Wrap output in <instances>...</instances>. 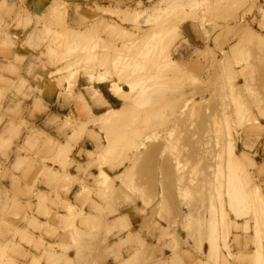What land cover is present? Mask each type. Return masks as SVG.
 Wrapping results in <instances>:
<instances>
[{"label": "rangeland", "instance_id": "rangeland-1", "mask_svg": "<svg viewBox=\"0 0 264 264\" xmlns=\"http://www.w3.org/2000/svg\"><path fill=\"white\" fill-rule=\"evenodd\" d=\"M31 19L24 46L46 74L40 84L76 97L82 79L85 92L93 88L91 97L104 104L95 92L103 85L99 93L116 97L114 82L124 97L115 100L118 113L89 122L95 132L72 121L78 133L70 142L85 135L95 143L94 152H86L85 174L97 170V187L83 191L84 203L61 224L73 233L71 246L47 243L58 238L57 230L35 240L8 226L10 239L0 236V264L28 260L29 252L14 247L18 239L40 253L30 264L47 252L50 264H97V251H85V228L108 230L107 219L122 207L144 217L139 228L161 231L158 246L171 239L162 231L179 228L199 245L203 238L212 249L216 243L205 264H258V243L264 246V0L58 1ZM68 28L82 34L66 41ZM66 148L53 160L62 169L53 178L64 183L61 175L72 166ZM33 190L26 195L37 197ZM231 221L242 223V253L233 251L240 237ZM116 223L129 227L126 217ZM157 251L163 258L161 247L150 255L140 249L139 263L169 264L152 261ZM260 254L264 264V249Z\"/></svg>", "mask_w": 264, "mask_h": 264}, {"label": "crops", "instance_id": "crops-1", "mask_svg": "<svg viewBox=\"0 0 264 264\" xmlns=\"http://www.w3.org/2000/svg\"><path fill=\"white\" fill-rule=\"evenodd\" d=\"M58 1L81 5L85 1L98 3L99 0H0V236L5 237V241L10 239L8 226L19 236L24 233L35 240L47 237L43 235L44 230L50 232L53 229L58 231V238L47 243L55 241L70 247L73 233L63 232L61 224H67L70 210L84 203L83 191L97 187V170L90 169L85 174L86 152H94L95 143L85 135L70 142L71 136L78 133L72 121L83 124L82 128L87 123L86 132H95L89 122L109 109H117L113 107L119 100L113 95L105 97L101 92L105 103H97L91 97L93 88L90 95L86 93L82 79H78L76 89L80 94L76 97L65 96L62 90L52 92L47 85L40 84L39 76L46 74L43 69L34 67L37 57L24 43L33 29L31 18L44 15L47 7L58 4ZM117 1L122 3L124 0H113ZM13 80L16 84L11 82ZM98 87L100 89L103 85ZM67 146L71 149L69 161H72V166L61 175L65 176L64 183L62 177L53 178L62 171L53 160ZM32 188L37 197L26 195ZM54 191L57 196L53 195ZM90 199L98 204L94 195ZM122 209H118L117 215L107 222L103 220L104 225L108 223V230L105 227L85 228V237H89L85 239V251H97V264H143L139 263L143 260L138 256L140 249H148L150 255L153 247L162 248L163 258L157 251L158 254L152 255V261L166 259L169 264L172 261L177 264H205L203 257L209 250L215 251L216 243L212 249L210 239H200L202 243L199 245L179 228L173 233L172 230L168 233L162 231V235L173 240L165 239L158 246L156 242L161 231L149 233L147 228H139L144 217L131 207ZM88 215L92 216L91 213ZM123 217H126L129 227L124 223L117 225L116 222ZM231 222L236 230L233 235L240 237L233 251L242 253V223ZM30 226L38 231H32ZM162 229L165 230V226ZM96 236L99 239L91 238ZM14 247L30 254L25 263L12 259L17 264H30L31 258L39 259L40 253L21 243L20 239ZM68 250V258L72 259L74 250ZM222 254L225 255V251ZM50 260L51 252H47L39 264H50Z\"/></svg>", "mask_w": 264, "mask_h": 264}, {"label": "bare ground", "instance_id": "bare-ground-1", "mask_svg": "<svg viewBox=\"0 0 264 264\" xmlns=\"http://www.w3.org/2000/svg\"><path fill=\"white\" fill-rule=\"evenodd\" d=\"M82 34V32H81V30H79V31H77V30H75V29H70V28H68L65 32H64V40H66V41H69V42H73L77 37H80V35ZM65 41V42H66ZM68 43V42H67ZM111 91L113 92V94L118 98V100L119 101H123V97H124V93L123 92H121L122 90H121V88L119 87V86H117V84L116 83H114L113 82V84H112V88H111ZM97 92V93H96ZM95 92V94L98 96V97H102L101 96V94L98 92V91H96ZM107 113H110V115H115L116 113H118L117 112V110L116 111H114L113 109H111V110H109L108 112H106L105 114H107ZM105 114H103V115H105ZM103 115H101V116H103ZM96 118H98V121H99V117H96ZM111 119V116L109 117V119L107 118L106 120H102V122L103 121H105V122H107V121H109ZM97 122V121H96ZM98 123V122H97ZM105 177H108L106 174H104L103 172H102V178H105ZM262 205H264V204H262ZM264 249V246H261V245H259V243H258V246H257V253H256V255H255V258H256V260H257V263L258 264H262V255L260 254V249ZM244 256V255H243ZM241 258H244V257H241Z\"/></svg>", "mask_w": 264, "mask_h": 264}]
</instances>
